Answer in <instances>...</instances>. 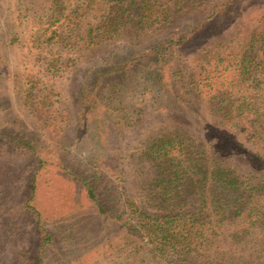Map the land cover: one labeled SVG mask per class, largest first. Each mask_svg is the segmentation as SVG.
<instances>
[{"label":"trees","instance_id":"1","mask_svg":"<svg viewBox=\"0 0 264 264\" xmlns=\"http://www.w3.org/2000/svg\"><path fill=\"white\" fill-rule=\"evenodd\" d=\"M184 1L87 0V7L98 6L100 14L84 27L81 43L97 47L130 21L138 26L170 23ZM232 3L224 0L211 11L209 20L214 27L228 17L227 7ZM83 9L79 4L67 11L63 6L57 9L47 19L39 42L51 47L63 31H74L85 16ZM196 34L167 37L138 55L111 52L90 63L81 77L80 127L90 137L82 145L84 168L72 174L94 214L113 226L112 230L101 226L102 246L113 264H252L239 253L232 255L244 251L247 235L240 229H264V35L254 33L224 50L195 55L187 73L188 90L194 98L189 102L174 84L183 78ZM150 56L153 60L147 61ZM40 60L52 75L77 62L60 55H44ZM145 60V70L136 77L139 92L134 90V94H155L154 100L165 110L189 119L198 132L179 127L150 140L145 157L154 168V177L145 201L137 202L125 188L124 170L115 150L117 133L122 122H127L120 113H131L122 102L127 92L122 78ZM26 97L44 127L56 128L57 116L43 104L44 97ZM170 99L177 107H172ZM244 156L248 173L230 165L235 157ZM31 196L25 206L35 216L41 248L53 241L54 231L30 202ZM250 253L264 259V249L252 248Z\"/></svg>","mask_w":264,"mask_h":264},{"label":"rangeland","instance_id":"2","mask_svg":"<svg viewBox=\"0 0 264 264\" xmlns=\"http://www.w3.org/2000/svg\"><path fill=\"white\" fill-rule=\"evenodd\" d=\"M62 1L0 0V264L114 263L102 246L104 223L94 214L72 174L84 168L82 145L90 137L82 132L79 113L81 77L90 63L111 52L138 55L140 50L147 52L167 37L197 33L186 56L183 78L174 84L180 96L194 102L187 86V73L195 55L206 50H224L254 33L264 35V0H234L227 7L228 17L216 27L211 24L209 14L224 0H185L170 23L138 26L130 21L99 46L88 48L82 45L80 36L87 23L100 14L99 7L88 8L87 0H64V4ZM78 4L86 8L82 10L86 12L80 18L82 23L74 31H63L51 47H44L38 36L47 19L62 6L67 11ZM44 55L75 58L76 66L52 75L40 60ZM146 64L145 60L139 63L141 67L133 66L122 78L127 85L122 102L131 108V113H120L127 122H122L117 133L115 150L117 163L124 170L125 188L137 202L145 201L154 177V168L145 157L150 140L179 127L192 134L198 132L189 119L174 110H165L154 100L155 94L149 91L139 97L134 94V90L139 92L137 74L145 70ZM29 94L44 97L43 104L57 116L58 128H45L39 113L31 112L32 106L25 101ZM169 101L172 107H177L173 100ZM230 165L248 173L245 156L235 157ZM30 196V202L54 231L53 241L41 248L35 216L25 206ZM104 225L112 230L111 224ZM240 230L247 235L244 251H236L232 256L239 253V257L252 264L255 261L262 264V255L250 251L264 249L261 238L264 229Z\"/></svg>","mask_w":264,"mask_h":264}]
</instances>
